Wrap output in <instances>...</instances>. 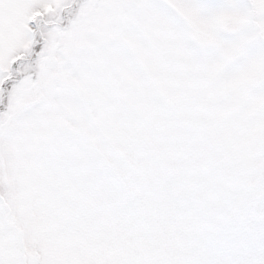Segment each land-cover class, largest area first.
<instances>
[{
  "label": "snow or ice",
  "instance_id": "1",
  "mask_svg": "<svg viewBox=\"0 0 264 264\" xmlns=\"http://www.w3.org/2000/svg\"><path fill=\"white\" fill-rule=\"evenodd\" d=\"M0 264H264V0H0Z\"/></svg>",
  "mask_w": 264,
  "mask_h": 264
}]
</instances>
